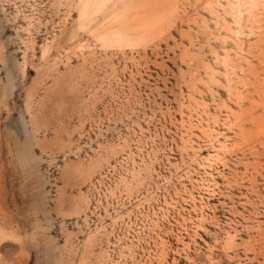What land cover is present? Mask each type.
Here are the masks:
<instances>
[{"label": "rangeland", "instance_id": "1", "mask_svg": "<svg viewBox=\"0 0 264 264\" xmlns=\"http://www.w3.org/2000/svg\"><path fill=\"white\" fill-rule=\"evenodd\" d=\"M0 264H264V0H0Z\"/></svg>", "mask_w": 264, "mask_h": 264}]
</instances>
